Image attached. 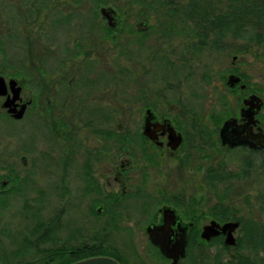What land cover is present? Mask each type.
<instances>
[{
    "label": "flooded vegetation",
    "instance_id": "1",
    "mask_svg": "<svg viewBox=\"0 0 264 264\" xmlns=\"http://www.w3.org/2000/svg\"><path fill=\"white\" fill-rule=\"evenodd\" d=\"M26 2L47 15L17 18L25 58L0 63V199L23 181L31 205L41 196L53 216L31 222L42 226L46 250L80 261L105 256L91 255L101 247L120 264H264V222L242 208L261 198L244 188L264 180V79L244 68L264 51V18L227 14L243 5L264 11V0ZM115 55L124 61L116 110ZM11 81L21 89L14 114L5 107ZM193 84L211 92L207 110L187 105ZM219 88L224 94H214ZM169 96L172 110H163ZM228 121V137L246 144L223 143ZM170 214L173 243L187 238L176 260L148 234ZM214 223H239L236 245L224 233L202 238Z\"/></svg>",
    "mask_w": 264,
    "mask_h": 264
},
{
    "label": "rangeland",
    "instance_id": "2",
    "mask_svg": "<svg viewBox=\"0 0 264 264\" xmlns=\"http://www.w3.org/2000/svg\"><path fill=\"white\" fill-rule=\"evenodd\" d=\"M27 2L26 0L19 1L16 3L15 0H0V63L1 64H9L11 61L17 62V60H21L23 62L25 58V54L23 53V45L24 42L22 38L18 37V34L22 31L24 32V27L22 29V25L16 23L17 18H27L28 15L27 11ZM26 14V15H25ZM40 13L38 18H42V15H47V12ZM50 14V13H48ZM11 29L13 30L14 34H11ZM19 40V41H18ZM18 46L14 45V42ZM40 50L38 49L35 52V56L37 61H40V57L42 55L38 53ZM258 55L261 58L254 59L251 66L244 67L246 68V72L252 74L253 78L255 79H264V51L259 50ZM18 58V59H16ZM247 59L248 64L252 59H249L246 56H243L241 59ZM243 62V61H242ZM115 68H114V85H113V93L114 99L118 98L117 101H114V107L116 109L121 108V102L124 97H122V92L120 93V89H122V85H120L121 80V65L124 63L122 62L121 58L115 55ZM243 64V63H242ZM164 73V72H163ZM118 76V77H116ZM214 88V87H213ZM223 88V87H222ZM222 88L217 89L218 92L214 94H224V90ZM211 89V88H210ZM213 90V89H212ZM211 93V92H210ZM206 89L196 86L193 84L191 85L190 89V97L188 98L187 105L191 108L194 112H202L208 109V102H206L207 96L210 94ZM227 93V91H225ZM169 102H163L162 109L163 110H172L170 100H173L171 96L167 97ZM116 100V99H115ZM116 102V103H115ZM118 102V103H117ZM117 106V107H116ZM25 171V170H21ZM37 181H41L40 177H38ZM18 182L16 184V194L8 197L5 199V202L0 204V207L3 205V211L0 208V211L4 212V219L2 224H0V264H25L26 262H30L34 260V258L38 255L40 251H44L48 248V245H45L43 241H40L41 234H42V226H38L37 224H33L31 222L32 218L35 215L41 221L37 222L39 224L42 223L43 215L44 218H48L53 216L52 211L43 208V202L41 196L34 197L33 204L31 205V196L27 194L28 192V183ZM41 183V182H40ZM40 183H37L40 185ZM256 187L247 185L244 190L246 191H255L258 196L261 198H254L256 201L252 204L250 198H247L246 201L242 202V208L246 207V209H250L251 213L254 216V219L258 221L261 220V213L259 212L258 206L264 207V180L259 181L256 184ZM257 189V191H256ZM30 193V192H29ZM250 197V196H249ZM253 205V208L251 209ZM33 207V210L29 209V207ZM257 206V207H256ZM256 207V208H255ZM255 214V215H254ZM36 223V221H34ZM5 231V234L2 232ZM144 236L139 235L137 237L138 245L142 246L139 247L140 253L144 254L147 250ZM146 237V236H145ZM144 247V248H143ZM122 250H126V247H121Z\"/></svg>",
    "mask_w": 264,
    "mask_h": 264
},
{
    "label": "water",
    "instance_id": "3",
    "mask_svg": "<svg viewBox=\"0 0 264 264\" xmlns=\"http://www.w3.org/2000/svg\"><path fill=\"white\" fill-rule=\"evenodd\" d=\"M107 9L102 10V14L106 16ZM107 17V16H106ZM17 83L15 81L10 82V86L14 91V98L10 99L5 107L8 109V112L10 114H14L15 110L12 109L13 103H15L20 96L21 89H14L16 87ZM6 85L4 82V79L0 78V95H4L6 92ZM26 110V107L24 106L23 109L19 112L18 115L15 117L17 119H21L24 115V112ZM234 123L231 121H228L224 124L222 130H221V137L223 139V143H230L232 146L235 145H243L246 144V142L240 140L239 136L236 138L237 142L235 140H231L228 137L229 132L232 130ZM171 128L170 123H166V125ZM235 130H232V133ZM238 135V134H237ZM174 224L171 214L169 215V220L166 222V225L162 226L161 228L157 229H148V234L151 242L160 248L163 255H165L169 259L176 260L179 257H183L185 255L186 250V232H183V235L176 237L175 243H173V235L174 232L171 230V226ZM239 227V223H231L227 224L223 227H220L217 224H212L205 228L202 234V238L206 240H210L214 237L219 236L221 233L226 234V245L234 246L236 245V239L233 235V233L237 230ZM221 228V229H219ZM71 264H120L117 260L107 257V256H94L91 258L83 259Z\"/></svg>",
    "mask_w": 264,
    "mask_h": 264
},
{
    "label": "trees",
    "instance_id": "4",
    "mask_svg": "<svg viewBox=\"0 0 264 264\" xmlns=\"http://www.w3.org/2000/svg\"><path fill=\"white\" fill-rule=\"evenodd\" d=\"M33 9L35 10H31L30 6H27V11H28V15L26 16L27 18H31L32 15H36L42 12V8L41 7H37L34 6ZM250 7H245L244 5L242 6L241 10L237 13L235 11H231L228 12L227 14L229 16H231V18H264V11L261 9V7L257 6L254 10L255 11H251ZM37 11V12H36ZM26 15V14H25ZM22 18V17H21ZM230 18V17H227ZM258 42H264V35L259 36L257 38ZM1 46V44H0ZM6 198H1L0 199V204L5 202ZM3 207V205L1 206ZM2 234H5V231L2 232ZM7 236V235H6ZM91 255H105V256H110L109 252L107 251L106 248H101L98 247L95 252ZM78 258H72L69 259L67 257H62L61 255L51 252V251H40L38 253V255L34 258V260L30 261V262H26L25 264H71L75 261H77ZM1 261V259H0Z\"/></svg>",
    "mask_w": 264,
    "mask_h": 264
}]
</instances>
